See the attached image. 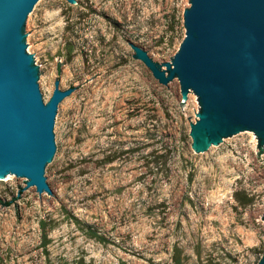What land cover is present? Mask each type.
Masks as SVG:
<instances>
[{"label":"rangeland","instance_id":"rangeland-1","mask_svg":"<svg viewBox=\"0 0 264 264\" xmlns=\"http://www.w3.org/2000/svg\"><path fill=\"white\" fill-rule=\"evenodd\" d=\"M190 0H47L24 29L56 116L55 193L0 177V264H256L264 255V144L238 134L203 154L201 112L162 69ZM97 236H101L99 239Z\"/></svg>","mask_w":264,"mask_h":264},{"label":"water","instance_id":"water-1","mask_svg":"<svg viewBox=\"0 0 264 264\" xmlns=\"http://www.w3.org/2000/svg\"><path fill=\"white\" fill-rule=\"evenodd\" d=\"M46 1L0 0V177L18 176L42 198L55 193L56 116L73 90L55 81L48 100L28 54L24 29ZM61 1L76 7V0ZM183 25L165 70L132 44L135 56L167 89L179 82L186 99L197 96L201 112L191 135L204 155L238 134H256L264 144V0H190Z\"/></svg>","mask_w":264,"mask_h":264},{"label":"trees","instance_id":"trees-1","mask_svg":"<svg viewBox=\"0 0 264 264\" xmlns=\"http://www.w3.org/2000/svg\"><path fill=\"white\" fill-rule=\"evenodd\" d=\"M99 239H102V237L101 236H97ZM177 264H182L181 262H177Z\"/></svg>","mask_w":264,"mask_h":264}]
</instances>
